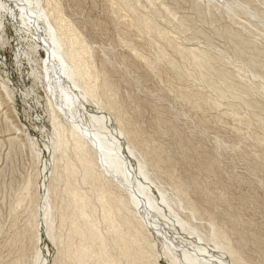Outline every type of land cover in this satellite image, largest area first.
Returning a JSON list of instances; mask_svg holds the SVG:
<instances>
[{"label": "rangeland", "instance_id": "1", "mask_svg": "<svg viewBox=\"0 0 264 264\" xmlns=\"http://www.w3.org/2000/svg\"><path fill=\"white\" fill-rule=\"evenodd\" d=\"M40 1L84 44L79 84L93 96L82 118L109 114L131 165L147 168L150 196L162 191L186 225L173 233L210 251L217 234L225 261L264 264V0ZM39 39L0 7V264H187L180 251L171 262L134 207L116 205L126 193L93 147L81 138L78 149ZM88 221L98 239L73 234Z\"/></svg>", "mask_w": 264, "mask_h": 264}, {"label": "bare ground", "instance_id": "2", "mask_svg": "<svg viewBox=\"0 0 264 264\" xmlns=\"http://www.w3.org/2000/svg\"><path fill=\"white\" fill-rule=\"evenodd\" d=\"M45 3L48 2L45 1ZM0 7L1 9H6L11 17L16 15L21 29L30 30L32 28L38 36L40 35L39 40L46 54V59L43 62L48 80L47 88H49L53 100L57 103V106L55 105L56 109L69 122L68 124L71 125L73 130L72 133L79 139L78 149L83 152V147L80 144L81 138H83L95 150L102 173L111 182H116L117 186L126 193L127 201L118 199L116 205L122 210H129V205L134 207L139 217L140 227L147 230L149 236L152 234L162 238L166 246L165 253L173 251L170 252L171 262L175 263V253H177L176 251H180V258L187 264H230V262L224 260L221 254L227 248H224L217 241L220 238L219 235L213 234L216 237L213 245L215 249L210 251L206 248L207 246L200 245V243H203L201 238H198L197 244H189L181 242V239L178 238L180 236L173 233L176 227L179 228V231L184 232L186 225L179 220H175L174 217L172 218L174 213L171 212L169 199H166V196L164 197L161 193L162 191H156L159 193L156 200L150 196V188L153 186L148 178L147 168L144 163L137 161L135 162L137 163L136 166L133 165L135 168L131 165V160L136 155L133 149L123 142L122 131L107 126L109 114L107 115V113L102 112L99 115H92L88 120L89 122H85L82 118L81 109L85 104H88V97L93 96V92L87 85L79 84V77L81 78L89 74L86 71H82L80 66L79 55L80 51L84 50V44L79 43L75 34L67 37L64 36L65 33L60 24L61 20L59 17L54 19L52 14L42 7L40 0H0ZM52 12L56 14L57 10L52 9ZM145 25L148 26V24ZM76 46L79 47V50L75 49ZM84 156L85 160L83 164L89 170V162L86 160V155ZM75 194H72L75 206L81 211V214H84V201L80 196ZM105 212V221L109 222L108 224L113 234L115 236H122L118 233L116 226L111 220V208L107 207V211ZM125 223L127 224V220ZM188 229L193 233V229ZM73 234L77 236H91L93 239H98L97 236H100L96 231L94 223L89 221L84 224L83 228L74 227ZM136 236H141L140 232ZM215 250H219L220 254L215 255L213 253ZM89 255L90 250L82 248V250L78 251L76 259L80 263H85Z\"/></svg>", "mask_w": 264, "mask_h": 264}]
</instances>
